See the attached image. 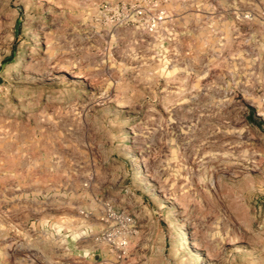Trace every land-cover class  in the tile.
<instances>
[{"label":"rangeland","instance_id":"rangeland-1","mask_svg":"<svg viewBox=\"0 0 264 264\" xmlns=\"http://www.w3.org/2000/svg\"><path fill=\"white\" fill-rule=\"evenodd\" d=\"M0 264H264V0H0Z\"/></svg>","mask_w":264,"mask_h":264}]
</instances>
